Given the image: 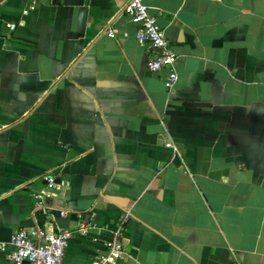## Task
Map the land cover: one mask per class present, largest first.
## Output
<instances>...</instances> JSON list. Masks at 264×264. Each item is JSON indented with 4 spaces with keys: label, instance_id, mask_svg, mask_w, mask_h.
I'll return each instance as SVG.
<instances>
[{
    "label": "crops",
    "instance_id": "obj_1",
    "mask_svg": "<svg viewBox=\"0 0 264 264\" xmlns=\"http://www.w3.org/2000/svg\"><path fill=\"white\" fill-rule=\"evenodd\" d=\"M143 2L171 90L122 0H0V243L92 219L62 264H264V0Z\"/></svg>",
    "mask_w": 264,
    "mask_h": 264
},
{
    "label": "built area",
    "instance_id": "obj_2",
    "mask_svg": "<svg viewBox=\"0 0 264 264\" xmlns=\"http://www.w3.org/2000/svg\"><path fill=\"white\" fill-rule=\"evenodd\" d=\"M123 13L137 25L134 38L137 44L152 53L146 62V68L151 73L167 70L164 78V86L171 90L177 81L175 65L177 57L172 51L163 29L157 24L156 18L149 14L148 7L143 0H122ZM26 13V11L24 12ZM9 30L15 28V24H8ZM113 35L111 34L110 37ZM166 147L177 152L172 143H166ZM55 186L53 178L47 179V187ZM34 209L45 210L49 208L43 202L44 198H50L51 193L42 191L33 194ZM65 215V211L61 212ZM92 226V219L82 221L76 231L60 229L57 232L48 231L45 228L21 229L11 238V249L6 251V246L0 243V252L6 251V257L14 264L28 261L30 264H62L65 249L71 239L78 235H85L87 229ZM124 254V247L120 241L109 240L104 243V251L97 254L91 264H115ZM234 264H237L235 262Z\"/></svg>",
    "mask_w": 264,
    "mask_h": 264
}]
</instances>
